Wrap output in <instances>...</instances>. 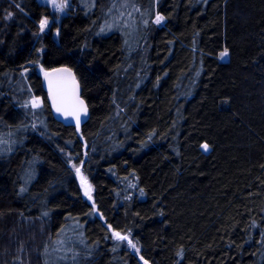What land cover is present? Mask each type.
I'll return each instance as SVG.
<instances>
[{
	"label": "trees",
	"instance_id": "trees-1",
	"mask_svg": "<svg viewBox=\"0 0 264 264\" xmlns=\"http://www.w3.org/2000/svg\"><path fill=\"white\" fill-rule=\"evenodd\" d=\"M94 1L42 32L49 5L0 0V264H264V0ZM114 5L145 30L107 31ZM39 65L74 69L80 132Z\"/></svg>",
	"mask_w": 264,
	"mask_h": 264
},
{
	"label": "rangeland",
	"instance_id": "rangeland-1",
	"mask_svg": "<svg viewBox=\"0 0 264 264\" xmlns=\"http://www.w3.org/2000/svg\"><path fill=\"white\" fill-rule=\"evenodd\" d=\"M40 2L47 4L50 6L53 15L52 16H46L45 18H43L40 21V27H41V31L42 32H48L50 30V27L53 23V21H57L59 22L62 18V16H64L65 14H67L71 8H73V4L72 1L73 0H39ZM79 2L82 4V6L86 7L87 9L92 10L95 6V1L94 0H79ZM127 0H124L121 2V7L122 8H126L127 7ZM118 5H114L113 11H112V18L109 21L108 25L106 26V30L107 31H112V30H120L122 32H124L129 38L137 33H141L145 30V28L148 25V14L144 13L140 8H138V15H132L129 10L127 9V11H125L124 9H121L119 7H117ZM163 16L161 14H157L154 21L155 23L161 25L165 22L164 18L160 19L159 22L158 18H160ZM42 22H46L43 23L42 26ZM105 27V26H104ZM56 33V32H55ZM223 54V55H222ZM228 55L227 51L224 50L221 52V57L222 58H226ZM38 71L42 74H44L47 70L39 65L38 66ZM43 103L41 98H34L33 99V104L39 106ZM207 145V144H203ZM203 149H205L203 147ZM209 147L207 145V149L208 150ZM71 167L74 169L75 174L77 176V179L80 183V186L82 188V191L84 192V185L81 183L82 181H86L90 184V187L92 189L91 193H90V197L92 196V192H93V184L91 183V181L85 176V174L83 173L82 170V166L81 165H77L74 160H71L70 162ZM117 233L119 234V236L117 235ZM115 239L116 241L120 244V246L126 247L129 250H131L132 252L136 253L137 255H139L141 257V245L139 243V241L131 234V233H120V232H115L114 233ZM120 237H126L125 239H121ZM141 262L142 264H150L148 262H146L145 260H143V258H141ZM25 264V263H23Z\"/></svg>",
	"mask_w": 264,
	"mask_h": 264
},
{
	"label": "water",
	"instance_id": "water-1",
	"mask_svg": "<svg viewBox=\"0 0 264 264\" xmlns=\"http://www.w3.org/2000/svg\"><path fill=\"white\" fill-rule=\"evenodd\" d=\"M42 81L56 120L75 126L80 132L90 118V109L74 69L67 65L56 66L42 74ZM81 183L84 185V195L88 197L92 191L90 184L86 181ZM92 204L97 217L106 220L98 205Z\"/></svg>",
	"mask_w": 264,
	"mask_h": 264
},
{
	"label": "snow or ice",
	"instance_id": "snow-or-ice-1",
	"mask_svg": "<svg viewBox=\"0 0 264 264\" xmlns=\"http://www.w3.org/2000/svg\"><path fill=\"white\" fill-rule=\"evenodd\" d=\"M160 19H163L162 17H160V18H158V21L157 22H159V20ZM43 23H46V22H42V26H43ZM223 55V54H222ZM205 149H207V145H204L203 146ZM117 235L119 236V234L117 233ZM121 239H125L126 237H120Z\"/></svg>",
	"mask_w": 264,
	"mask_h": 264
}]
</instances>
